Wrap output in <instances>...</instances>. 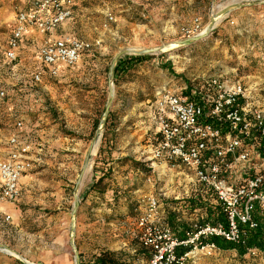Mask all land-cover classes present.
<instances>
[{
	"label": "rangeland",
	"instance_id": "obj_1",
	"mask_svg": "<svg viewBox=\"0 0 264 264\" xmlns=\"http://www.w3.org/2000/svg\"><path fill=\"white\" fill-rule=\"evenodd\" d=\"M96 2L99 3L85 0L82 5L92 8L98 5ZM222 4L227 6L219 9H222L219 21L213 23L202 39L180 44L170 51L143 54L148 56L146 60L131 69L118 84H114L112 76L114 93L106 117L108 122L105 120L98 128L102 133L99 147L90 157V170L84 173L78 186L76 180L83 156L78 158L75 170L62 171L52 164L33 171V186L28 187L18 201L0 200L1 209L11 212L14 203L19 212L13 219L0 216V264H13L15 259L21 261L17 255L30 263L76 264L71 234L79 264H88L101 250L115 252L118 258L130 264H147L148 260L138 255L142 246L133 230L134 218L145 209L149 196H159L164 217L169 216V212L177 216L169 222L176 235L205 216L207 204L195 196L197 192L191 188L182 168L150 166L147 156L151 150L153 124L152 108L147 100L151 99L153 87L164 73L167 77L192 82L202 75L223 72L264 90V45L260 43L264 41V0H118L114 10L109 11L119 36L124 37L116 41L119 51L141 50L186 38L184 29L191 26L195 18L206 29L210 18L218 12L216 6ZM23 7L21 2L0 0V88L3 90L10 86L7 82H13L9 75L14 64L19 63L18 58L9 61L3 53L8 47L16 10ZM96 10L95 7L94 12L86 14L100 18L102 29L106 15ZM110 27L115 29L112 24ZM77 28L81 32L80 39L96 34L92 25L81 24ZM123 55L135 54L125 53L121 57ZM166 63L169 67H162ZM102 111L97 113L98 118ZM7 114H10L9 103L4 97L0 99V155L8 133L6 122L10 116L6 119ZM9 120L12 121V117ZM94 128L83 138V151L91 141ZM63 132L74 136L66 129ZM136 162L141 165L136 166ZM103 173H106L103 180L106 191L103 194L92 191L82 201L86 188ZM74 193L78 207L72 233ZM187 195L191 196V201ZM127 199L137 207L134 216L127 213ZM191 264H264V252L256 250L239 255L234 249L221 250L210 256L200 255Z\"/></svg>",
	"mask_w": 264,
	"mask_h": 264
},
{
	"label": "built area",
	"instance_id": "obj_2",
	"mask_svg": "<svg viewBox=\"0 0 264 264\" xmlns=\"http://www.w3.org/2000/svg\"><path fill=\"white\" fill-rule=\"evenodd\" d=\"M14 1L24 7L15 13L5 51L9 61L17 58L19 41L28 26L53 31L71 18L79 0ZM106 19L113 20L109 11ZM203 30L195 18L184 29V36ZM85 47L82 39L65 34L45 39L37 58L41 67L49 68L57 62L69 66L80 58ZM40 75L41 71L35 72L32 81L38 82ZM5 94L0 88V99ZM147 102L152 108L153 124L147 156L150 166L182 168L197 192L195 196L207 204L205 216L179 230L185 235L180 239L164 220L159 196H149L145 209L134 218L133 230L149 254L147 264H191L200 255L222 250L211 237L238 243L246 229L264 223L263 88L223 72L202 75L192 82L171 76L153 87ZM15 126L20 128L22 123L18 121ZM7 148L6 157L0 161V200L13 202L18 196V180L31 167V160L29 145L19 131L10 136ZM186 197L191 199L190 195ZM256 250L250 248L247 252Z\"/></svg>",
	"mask_w": 264,
	"mask_h": 264
},
{
	"label": "crops",
	"instance_id": "obj_3",
	"mask_svg": "<svg viewBox=\"0 0 264 264\" xmlns=\"http://www.w3.org/2000/svg\"><path fill=\"white\" fill-rule=\"evenodd\" d=\"M97 1L98 5H94L96 11L103 12L105 16L107 11L114 10L118 0ZM84 2L85 0H79L72 9L71 18L60 23L53 31L44 32L28 26L19 41L17 58L18 65H21L19 68L14 64L9 75L13 82H7L10 86L4 89L10 113L6 119L10 116L12 121L9 118L6 122L8 133L3 141V154L0 155L2 161L7 155V141L15 131H19L21 136L26 138L31 167L18 180V196L15 201L22 197L28 187L33 186V171L52 164L62 171L75 170L78 158L83 156L84 163L85 154L93 139L97 140V144L94 140L90 157L96 154L99 147L102 136L101 131H98L100 120L111 100V90L114 93L109 71L112 62L110 57L119 52V43L116 41H119V37H124L119 36L115 21H107L106 16L102 20L101 29L100 18L96 19L90 16L91 14H86L94 12L95 7H84L82 5ZM107 3L111 7H108ZM89 23L96 34L81 37L86 47L74 64L68 66L57 62L49 68L40 66L37 53L45 39L65 34L80 38L81 32L77 27L81 24L91 27ZM111 24L115 29L110 27ZM3 56L5 57V53ZM38 70L41 71L40 80L33 82L32 76ZM161 75V79L168 76L166 73ZM101 111V117L98 118L97 113ZM18 121L22 123L20 128L15 126ZM93 128L91 141L83 151V138ZM63 129L71 131L74 136L65 134ZM90 163L89 160L88 165ZM12 204L11 212L0 208L1 217L5 215L10 219L18 217V208Z\"/></svg>",
	"mask_w": 264,
	"mask_h": 264
},
{
	"label": "trees",
	"instance_id": "obj_4",
	"mask_svg": "<svg viewBox=\"0 0 264 264\" xmlns=\"http://www.w3.org/2000/svg\"><path fill=\"white\" fill-rule=\"evenodd\" d=\"M260 43L261 45H264V41ZM146 57L148 56L146 55H123L122 57H120L117 60L116 65L113 70L114 84H118L120 80L125 79L129 71L133 69L135 66L142 64L146 60ZM162 67H169V64L166 63ZM106 122H108V118ZM135 165L138 166L141 164L136 162ZM105 176H106V173H103L102 176H100L95 182H93L90 186L86 188V190L84 191L82 201L85 199L87 194L92 191H98V193L100 194H103L106 191V184L103 181ZM116 199L117 198L114 197V200ZM126 203H127V208H128L127 213L134 216L135 215L134 209L137 208L135 203H133L132 201H129L128 199ZM169 214H170L169 216L166 215V217H164V220L168 222V224L170 225L169 222H172L173 218L176 219L177 216L176 215L174 216V213L169 212ZM220 218L224 220L223 217H220ZM177 235L180 239L185 237L183 232H178ZM210 239L218 246V248L222 250L234 249L239 255L245 254L250 248H256L264 252V223H259V225L254 229H246L245 234L242 235V238L240 242L238 243H232L220 237H211ZM181 251H183L182 248H181ZM138 255L139 256L142 255L144 258H146V260H148L149 258V254L143 247L141 248ZM13 264H24V263L15 259L13 260ZM88 264H130V263L126 260H122L118 258L115 252H111L108 250H101V252L94 254L93 259Z\"/></svg>",
	"mask_w": 264,
	"mask_h": 264
},
{
	"label": "water",
	"instance_id": "obj_5",
	"mask_svg": "<svg viewBox=\"0 0 264 264\" xmlns=\"http://www.w3.org/2000/svg\"><path fill=\"white\" fill-rule=\"evenodd\" d=\"M222 14V12H220ZM219 13V14H220ZM220 14V15H221ZM216 17V16H215ZM214 16H212L210 18V22L207 26V28L205 29V31L203 33H200V34H197V35H194V36H190V37H186V38H183V39H180V40H177V44L180 45V44H186V43H189V42H194V41H197V40H200L202 39L203 37H205L207 35V33L212 29V25L214 23ZM162 47L159 46V47H155V48H145V49H141V50H122V51H119L117 54L114 55L113 59H112V62H111V65H110V68H109V71H110V77L112 79V76H113V70H114V67L116 65V62L117 60L121 57L122 54H125V53H133L135 55H143V54H154V53H157V52H162L161 51ZM112 82V81H111ZM113 95L112 93V90H111V96ZM109 106H110V102L106 105L104 111H103V115L101 117V120H100V123L101 125L105 122L106 120V117H107V114L109 112ZM94 140L92 141L91 145L89 146L86 154H85V158H84V163L82 165V168L77 176V180H76V185L78 186L81 182V179L85 173V170L89 164V160H90V155L92 153V150H93V147H94ZM74 198H75V205L74 207L72 208L71 210V225H72V233L74 231V216H75V213L77 211V207H78V202H77V194L74 193ZM74 241V235L71 234V239H70V244L72 246V248L74 249V255H75V261H76V264H79V255H78V252L76 250V247L73 243ZM18 259H20L24 264H42L41 262H36V263H30L28 262L27 260H25L24 258L20 257L19 255H17Z\"/></svg>",
	"mask_w": 264,
	"mask_h": 264
},
{
	"label": "bare ground",
	"instance_id": "obj_6",
	"mask_svg": "<svg viewBox=\"0 0 264 264\" xmlns=\"http://www.w3.org/2000/svg\"><path fill=\"white\" fill-rule=\"evenodd\" d=\"M233 2H235L236 0H232ZM227 5L225 4V5H217L216 6V8L218 9L217 11V13H216V17L214 16V19L216 18V20H215V22L214 23H216V22H218L219 21V19H220V17H219V15L221 14L220 12H221V10H219L220 8H224V7H226ZM220 13V14H219ZM205 31V29L203 30V32ZM202 32V33H203ZM177 40H173V41H170V42H167V43H164V44H162V45H160L161 47H162V49H161V51H170V50H173V49H175L177 46H178V44H177V42H176ZM128 50H133L132 48H129ZM95 143L97 144V140H95ZM96 146V145H95ZM95 151V150H94ZM90 170V165H88L87 166V168H86V170H85V173L87 172V171H89ZM5 250L7 251V252H9L10 254H14V252L12 251V250H10V249H7V248H5Z\"/></svg>",
	"mask_w": 264,
	"mask_h": 264
}]
</instances>
